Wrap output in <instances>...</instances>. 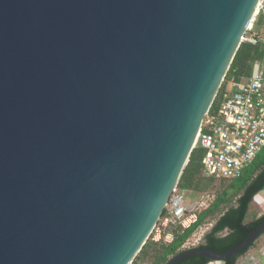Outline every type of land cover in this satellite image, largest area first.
<instances>
[{"label":"water","instance_id":"95a60500","mask_svg":"<svg viewBox=\"0 0 264 264\" xmlns=\"http://www.w3.org/2000/svg\"><path fill=\"white\" fill-rule=\"evenodd\" d=\"M260 1L0 0V264L134 262Z\"/></svg>","mask_w":264,"mask_h":264},{"label":"trees","instance_id":"16d2710c","mask_svg":"<svg viewBox=\"0 0 264 264\" xmlns=\"http://www.w3.org/2000/svg\"><path fill=\"white\" fill-rule=\"evenodd\" d=\"M252 24L253 29L250 31L259 35L264 26V17L256 16ZM263 60L264 42L260 41L256 44L242 42L210 111L219 109L226 95L230 93L228 86L231 82L241 83L250 78L256 63H261ZM206 154L207 150L202 146L194 147L178 187L188 193V196L193 193L214 194V200L199 212L198 220L190 227L183 228L181 225L170 227L167 232L172 231L174 235L171 242H166L164 239L155 241L152 233L132 264H143L148 260L152 261L151 264H168L176 254L191 249L184 248L185 243L212 220H215V223L204 234L203 242L192 248H210L214 252H226L243 242L264 222V212L261 215L255 213L254 218L249 220L256 196L264 191V149L241 177L231 181L217 180L205 172L203 159ZM164 215L165 212L162 216ZM255 243L256 241L241 253L222 260L223 264H237L239 258L244 256ZM211 261L214 260L201 255H192L176 264H208Z\"/></svg>","mask_w":264,"mask_h":264},{"label":"built area","instance_id":"2783aa9c","mask_svg":"<svg viewBox=\"0 0 264 264\" xmlns=\"http://www.w3.org/2000/svg\"><path fill=\"white\" fill-rule=\"evenodd\" d=\"M258 15L264 17V0L259 3ZM251 29L253 24L242 35L241 41L264 42V26L259 35ZM232 83L233 89L219 109L209 110L205 115L196 142L207 150L203 159L205 172L217 180L231 181L241 177L264 149V70L261 63H256L250 78ZM207 206L203 199L190 202L185 192L176 186L164 210L165 215L153 231L154 240L171 242L174 235L167 230L175 225L190 227ZM261 252L264 255V246Z\"/></svg>","mask_w":264,"mask_h":264},{"label":"rangeland","instance_id":"374dc122","mask_svg":"<svg viewBox=\"0 0 264 264\" xmlns=\"http://www.w3.org/2000/svg\"><path fill=\"white\" fill-rule=\"evenodd\" d=\"M262 68L264 70V60L262 62ZM233 83L231 82L228 86V90L231 91L233 89ZM187 199L195 203L201 199H203L205 206H209L211 202L214 200V194H202V193H193L188 196V193H185ZM264 212V191L258 194L255 198V201L252 204L251 212L249 216V220L254 218V214L261 215ZM215 220L211 222H207L204 226H202L184 245V248H192L203 242V236L206 232H208ZM264 246V234L256 240L255 245L242 257L239 258L237 264H264V255L261 252V248ZM152 261L148 260L143 264H151ZM213 264H223V261H212Z\"/></svg>","mask_w":264,"mask_h":264},{"label":"crops","instance_id":"0c3cea01","mask_svg":"<svg viewBox=\"0 0 264 264\" xmlns=\"http://www.w3.org/2000/svg\"><path fill=\"white\" fill-rule=\"evenodd\" d=\"M261 65H262V62H261Z\"/></svg>","mask_w":264,"mask_h":264}]
</instances>
